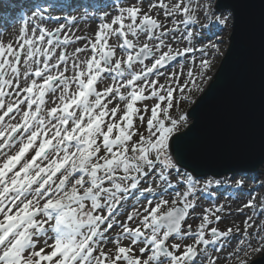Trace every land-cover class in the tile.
<instances>
[{
  "label": "snow or ice",
  "instance_id": "1",
  "mask_svg": "<svg viewBox=\"0 0 264 264\" xmlns=\"http://www.w3.org/2000/svg\"><path fill=\"white\" fill-rule=\"evenodd\" d=\"M200 7L193 0H132L72 52L67 46L82 38H61L66 25L54 32L36 25L30 34L25 28L16 47L0 44V264H197L210 245L233 234L210 227L221 221L222 205L204 209L195 230L187 223L196 218L197 193L213 181L201 186L186 170L174 134L188 114L170 110L175 92L189 100L191 88L199 90L197 74L189 70L180 83L173 73L167 86L151 79L194 50L166 41L177 33L191 41L188 28ZM203 8L207 17L211 5ZM112 38L119 43L109 44ZM209 65L201 61L199 79ZM148 100L156 102L149 108ZM133 191L153 198L125 213Z\"/></svg>",
  "mask_w": 264,
  "mask_h": 264
},
{
  "label": "rangeland",
  "instance_id": "2",
  "mask_svg": "<svg viewBox=\"0 0 264 264\" xmlns=\"http://www.w3.org/2000/svg\"><path fill=\"white\" fill-rule=\"evenodd\" d=\"M0 0V22H4L6 19H10L15 23L14 30L7 37L2 38L0 44L7 46L12 44L16 47L20 42V34L23 29L27 28L29 34L31 29L35 25H40V27L46 30L55 31L60 25H66L65 30L61 34L63 36H68L73 39L78 32L75 29V23H79L87 17L98 16L99 18L105 19V11L108 9L109 13L112 11L111 7L118 9V12L113 14V18L119 14V9L121 7L127 6L132 0H93L88 2L87 0ZM139 2V0H137ZM170 0L166 3H169ZM215 0H193V7H196L198 3L202 7L196 9L197 23L195 25L189 26L188 30L193 32V37L191 41L181 37L180 33H177V39L182 43L183 46L177 48L183 52L184 48L194 49L191 52L185 53L184 55L177 56L175 60L169 61L167 65L163 68H172L177 64L179 70V76L176 77L180 83H185L188 79L187 73L192 70L197 74L196 83L199 90L196 88H191L190 99L184 100L181 98L179 92H175L174 96L176 98V105L171 109V114L176 117L185 112L191 107L193 101L196 99L198 94L201 92L202 88L208 83L211 76L217 69L224 53L227 49L229 40V34L231 30L232 17L227 20L226 24L217 23V18H223L228 15L230 11L228 10H214ZM203 5H211L209 14L206 17L204 14ZM104 11V12H103ZM39 13V15H35ZM54 14H58L59 20H53ZM43 16V20L40 19ZM74 19L73 23H68V20L64 19ZM83 18V19H82ZM159 19L163 23L168 24L171 28V22L165 19L162 15ZM179 19V17H177ZM84 21V20H83ZM110 22V21H108ZM127 22V21H126ZM101 23H106L104 20ZM100 23V24H101ZM100 26V25H98ZM99 29V27H98ZM182 31L184 26L181 25ZM95 34V33H94ZM94 34L89 39L94 38ZM131 39V37H129ZM115 43H119L115 38ZM144 41L146 37L143 38ZM171 38H169L170 40ZM87 43V42H86ZM85 43V44H86ZM84 44V45H85ZM212 45L218 46V50L213 48ZM74 49L73 45L67 46V50L72 52ZM204 49L207 53L200 51ZM62 49H58L60 51ZM121 53L118 51V55ZM86 55H90V52ZM208 60L210 62L209 67L205 70L203 79H199L200 64L202 60ZM145 63L151 64V60H146ZM160 68V69H163ZM139 70V68H137ZM70 75V74H69ZM159 84L169 85L172 83V75L167 77ZM112 83L109 78L108 84ZM175 87L174 84H172ZM191 87V86H190ZM185 95H189L185 92ZM49 99H51L49 97ZM155 100H148L146 102L149 108L155 103ZM53 106L52 104L50 107ZM112 105H110L111 107ZM137 107L143 108V104H137ZM150 114V113H149ZM187 120V124H189ZM139 124V121H137ZM186 125L179 126L177 132H181L185 129ZM144 131L143 128L140 129ZM258 173L255 177H244V176H223L221 178L213 179L211 177L197 178L200 181V185L203 186L204 182L207 180H212L213 184L206 192H198L197 208L195 210V217L190 216L187 223L191 224L195 230L198 223L200 222L199 217L203 210L206 208L215 209L218 206H223V211L218 213L222 217L221 221L210 225V227H218L220 230H227L231 228L233 234L226 240H221L217 246H209L207 249V255H201L197 258V264H209V259L214 262V264H248L252 262L253 259L260 257L261 252L264 250V193H263V180L264 179V166L257 170ZM172 183H175L176 177L173 175L171 177ZM243 181L242 185H239L238 181ZM215 181H221L220 185H217ZM155 187V184L152 185ZM221 186V188H218ZM142 187H147V185H142ZM234 189V190H232ZM173 190L169 189V193ZM128 194L127 200L124 202L125 213L131 211L133 206L139 207L140 204L146 203L147 199L153 198L149 193H143L135 191ZM208 193H211L210 195ZM139 200V204L137 203ZM251 201L253 207L243 209V213L240 209L243 205ZM251 217V220H249ZM119 219H125V216H120ZM245 221H248L249 227L246 228ZM247 233V235H245ZM171 242V241H170ZM184 243L191 244L193 241L191 239L186 240ZM111 247V246H109ZM138 254V253H137Z\"/></svg>",
  "mask_w": 264,
  "mask_h": 264
},
{
  "label": "water",
  "instance_id": "3",
  "mask_svg": "<svg viewBox=\"0 0 264 264\" xmlns=\"http://www.w3.org/2000/svg\"><path fill=\"white\" fill-rule=\"evenodd\" d=\"M214 9L233 13L229 43L174 135L186 170L217 179L264 166V0H215ZM248 264H264V250Z\"/></svg>",
  "mask_w": 264,
  "mask_h": 264
},
{
  "label": "bare ground",
  "instance_id": "4",
  "mask_svg": "<svg viewBox=\"0 0 264 264\" xmlns=\"http://www.w3.org/2000/svg\"><path fill=\"white\" fill-rule=\"evenodd\" d=\"M88 2H91L93 0H87ZM169 0H165V3L168 2ZM112 11H110L107 9L105 12L108 13V15H106L105 19L99 18L98 16H94V17H87L86 19H83L82 21H80L79 23H75L74 27L76 29V32H78L76 34V36L73 38V40H75L76 37H81L82 39L80 40H75V43L73 44L74 47H83L84 44L86 42H88V40L92 37V35L98 30V25H100L101 22H103V20L107 23L108 21H110L113 17L114 14V10L115 12H118V9L115 8L114 6L111 7ZM104 12V11H103ZM58 17V14H54L51 18L53 20H56V18ZM163 22V21H162ZM14 25L15 23H13L12 20L10 19H6L4 22H0V35H2L4 38L7 37L8 35H10L12 33V31L14 30ZM39 25V24H38ZM168 26V24H166ZM36 26V25H35ZM40 26V25H39ZM144 37L142 36L140 38V42L143 43L144 42ZM2 38L0 37V42H1ZM167 43H170L171 47H173L174 49H177L182 45V43L179 41V39L176 40H168L166 41ZM151 43V42H149ZM109 44L111 45H115V40L110 39L109 40ZM165 51L167 49H164ZM87 53L82 54V56L86 55ZM159 72L162 74L159 75H153L151 77V79H155L158 78L159 81H163L165 80L167 77L171 76L173 73H175L176 77L179 76V70L177 67V64L175 66H173L172 68H163V69H159ZM71 74V73H69ZM108 80H105L104 84H98L97 87L98 89H102L105 86H109L108 84ZM51 103L48 104V107H50ZM7 119V118H6Z\"/></svg>",
  "mask_w": 264,
  "mask_h": 264
},
{
  "label": "trees",
  "instance_id": "5",
  "mask_svg": "<svg viewBox=\"0 0 264 264\" xmlns=\"http://www.w3.org/2000/svg\"><path fill=\"white\" fill-rule=\"evenodd\" d=\"M18 2L17 3H20V1L19 0H17ZM257 173H258V171H256ZM256 172H254V173H252V174H246V175H239V176H244V177H252V178H254L255 177V174H257ZM218 188H221V186H218ZM232 190H234V189H232ZM133 194H135V195H137L136 193H135V191H133L132 192V195Z\"/></svg>",
  "mask_w": 264,
  "mask_h": 264
}]
</instances>
